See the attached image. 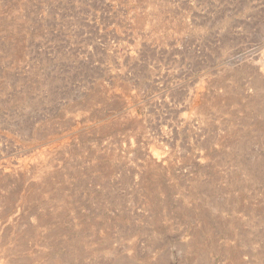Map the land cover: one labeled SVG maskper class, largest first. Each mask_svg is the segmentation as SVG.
Wrapping results in <instances>:
<instances>
[{
    "label": "rangeland",
    "instance_id": "1",
    "mask_svg": "<svg viewBox=\"0 0 264 264\" xmlns=\"http://www.w3.org/2000/svg\"><path fill=\"white\" fill-rule=\"evenodd\" d=\"M0 264H264V0H0Z\"/></svg>",
    "mask_w": 264,
    "mask_h": 264
}]
</instances>
